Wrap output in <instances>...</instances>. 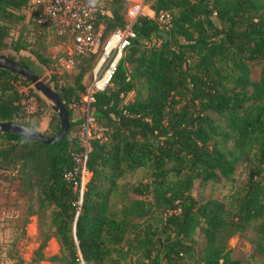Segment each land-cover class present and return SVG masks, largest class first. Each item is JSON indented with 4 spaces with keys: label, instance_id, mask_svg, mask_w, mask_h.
<instances>
[{
    "label": "trees",
    "instance_id": "trees-1",
    "mask_svg": "<svg viewBox=\"0 0 264 264\" xmlns=\"http://www.w3.org/2000/svg\"><path fill=\"white\" fill-rule=\"evenodd\" d=\"M28 2L0 0V55L59 96L68 130L52 145L0 134V170L16 168L21 192L34 191L37 208L49 209L60 254L50 261L250 264L254 253L264 257V0H152L169 27L137 18L108 86L90 95L89 176L81 194L74 156L82 152L84 118L73 120L70 105H82V78L95 55L77 57L66 74L47 76L51 60L38 50L47 27L36 23ZM105 9L96 23L102 38L128 23L123 0H108ZM257 60L262 65L252 81L249 63ZM29 86L0 68V123L53 137L59 119L51 109L40 130L48 107ZM237 166L244 180L225 202L192 195L195 183H234ZM138 170L147 174L145 182L120 188L118 181ZM128 192L140 198L111 209V198ZM252 223L256 245L229 248L228 240Z\"/></svg>",
    "mask_w": 264,
    "mask_h": 264
},
{
    "label": "rangeland",
    "instance_id": "rangeland-1",
    "mask_svg": "<svg viewBox=\"0 0 264 264\" xmlns=\"http://www.w3.org/2000/svg\"><path fill=\"white\" fill-rule=\"evenodd\" d=\"M146 2L148 5H151L152 0H146ZM17 29L18 27L16 30ZM103 39H105V37H103L102 40ZM70 45L66 34L60 32L57 27H49L46 30V41L42 46L38 47V50L51 60L46 69L47 76L54 74L51 67L53 62L63 57L69 51ZM120 56L121 53L119 57ZM80 64L81 63H79V65ZM83 65L84 63L81 64V66ZM107 65L108 63L106 62L99 63L98 56H95V58L88 62L87 66H89V69L82 78V84L86 87V94L82 97V105L79 107L70 105L73 120H79L85 117L88 90L94 78H98ZM261 65L262 62L259 60L249 63L250 79L252 81L258 79ZM71 76L66 78L67 83H72ZM19 88L23 92L27 90L26 87ZM29 88L33 89L31 84ZM39 96L46 102L48 107L43 110L39 125L41 128L46 125L52 108L47 100L41 95ZM130 97L131 95L127 98L129 99ZM27 110L29 112L35 110L33 100L28 101ZM89 129L88 127L86 132H83V140L88 137L90 132ZM13 169L15 170L16 168ZM13 169L0 170V264H60L59 262L50 261L49 259L54 256H60L59 247L53 235L54 228L50 223L49 209L41 210L37 208L34 191L26 193L21 192L19 181L15 180L16 174L11 171ZM88 176L89 175L83 176L84 182L87 180ZM244 176L243 168L237 166L234 175V183L226 184L223 180H219L207 183L202 188L197 187L195 183L191 193L195 197L202 199L212 197L221 202H225L234 189L242 186ZM146 177L147 174L145 171L138 170L134 174L123 176L118 181V184L120 188H130L139 182H145ZM139 198V196L130 192L125 196L118 195L112 197L111 209L118 210L123 204L127 203L128 199ZM257 240L256 223H252L239 234L231 237L227 245L229 248L239 251H249L256 245ZM195 241L196 248L200 249L202 243L199 233L196 235ZM249 261L250 264H264V257L258 253H254Z\"/></svg>",
    "mask_w": 264,
    "mask_h": 264
},
{
    "label": "built area",
    "instance_id": "built-area-1",
    "mask_svg": "<svg viewBox=\"0 0 264 264\" xmlns=\"http://www.w3.org/2000/svg\"><path fill=\"white\" fill-rule=\"evenodd\" d=\"M108 0H29L28 11L35 17L37 24L47 27H57L65 33L70 42L69 51L52 64L53 73L63 75L70 72L77 57L95 55L99 63H108L98 78H94L86 98V114L80 135L82 152L74 156V161L79 168V193L84 185L83 176H87L85 160L87 139L83 140L82 134L91 126L93 120L88 111L93 91L104 90L110 81L117 59L122 50L134 38L131 26L137 18L145 17L156 22L160 27H169V17L163 12H155L146 0H123L125 16L128 23L123 29H117L102 40L100 30H96L98 18L107 14ZM86 121V123H85ZM69 178L70 175H66Z\"/></svg>",
    "mask_w": 264,
    "mask_h": 264
},
{
    "label": "water",
    "instance_id": "water-1",
    "mask_svg": "<svg viewBox=\"0 0 264 264\" xmlns=\"http://www.w3.org/2000/svg\"><path fill=\"white\" fill-rule=\"evenodd\" d=\"M0 68L8 70L27 80L31 84L33 90L50 103L52 111L59 119V131L53 137H44L37 132L28 130L23 126L12 122L0 123V134H11L46 145H52L60 141L68 130V118L67 112L59 96L39 80L32 72L10 62L4 55H0Z\"/></svg>",
    "mask_w": 264,
    "mask_h": 264
},
{
    "label": "crops",
    "instance_id": "crops-1",
    "mask_svg": "<svg viewBox=\"0 0 264 264\" xmlns=\"http://www.w3.org/2000/svg\"><path fill=\"white\" fill-rule=\"evenodd\" d=\"M44 127H45V126H42V127L40 128V130H43V129H44Z\"/></svg>",
    "mask_w": 264,
    "mask_h": 264
}]
</instances>
